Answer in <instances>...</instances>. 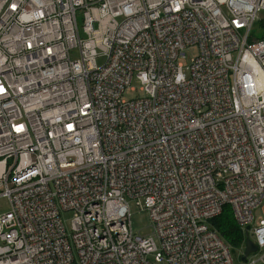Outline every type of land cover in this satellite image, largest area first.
I'll return each mask as SVG.
<instances>
[{
	"label": "built area",
	"instance_id": "built-area-1",
	"mask_svg": "<svg viewBox=\"0 0 264 264\" xmlns=\"http://www.w3.org/2000/svg\"><path fill=\"white\" fill-rule=\"evenodd\" d=\"M262 12L0 0V264H235L211 220L229 206L249 234L264 206ZM134 78L145 96L127 100ZM129 198L152 235L134 232ZM252 230L245 264L264 263V218Z\"/></svg>",
	"mask_w": 264,
	"mask_h": 264
},
{
	"label": "rangeland",
	"instance_id": "rangeland-1",
	"mask_svg": "<svg viewBox=\"0 0 264 264\" xmlns=\"http://www.w3.org/2000/svg\"><path fill=\"white\" fill-rule=\"evenodd\" d=\"M261 17L264 18V12L261 13ZM260 26L261 25L257 23L253 29V35L257 38L262 37L261 35L263 32ZM186 54H187V58L184 60V63L187 66L190 64L191 58L199 54V49L197 46H192L186 50ZM185 73L189 74L187 70L185 71ZM123 96L127 100L145 96V92L141 90V82L137 78H134L132 80V83L128 86V88L124 92ZM128 202L132 212V224H133L134 232L136 234H140L143 236L152 235L154 233V229L148 211L141 209V207L138 205L137 199L129 198ZM226 207L228 208L226 211L227 213L233 212L229 206ZM9 209H10V204L8 199L5 197H0V214L7 212ZM72 218H73L72 211L62 212V219L69 233L71 232L72 229ZM263 218H264V206H261L255 210V221L253 223L252 229L254 228V226L258 225L260 223V220ZM252 229L249 231L248 236L252 241L255 242L256 237ZM230 247H231L232 255L234 257L235 264H245L246 261L242 259L244 253V245L230 246ZM259 253L254 252L250 254L249 258L253 256H257ZM258 264H264V263L259 262Z\"/></svg>",
	"mask_w": 264,
	"mask_h": 264
},
{
	"label": "trees",
	"instance_id": "trees-1",
	"mask_svg": "<svg viewBox=\"0 0 264 264\" xmlns=\"http://www.w3.org/2000/svg\"><path fill=\"white\" fill-rule=\"evenodd\" d=\"M262 28V37H264V20L259 22ZM227 207L223 212L211 220L212 225L219 231L220 235L230 246L244 245L247 237L246 233L242 230L236 222L233 213H227Z\"/></svg>",
	"mask_w": 264,
	"mask_h": 264
},
{
	"label": "water",
	"instance_id": "water-1",
	"mask_svg": "<svg viewBox=\"0 0 264 264\" xmlns=\"http://www.w3.org/2000/svg\"><path fill=\"white\" fill-rule=\"evenodd\" d=\"M249 229H250V227L247 228V230H249ZM257 250H258V245L254 241H252L249 237H247L246 244H245V249H244V254L242 256V259L244 261H246L247 257L250 254H252L254 252H257Z\"/></svg>",
	"mask_w": 264,
	"mask_h": 264
}]
</instances>
